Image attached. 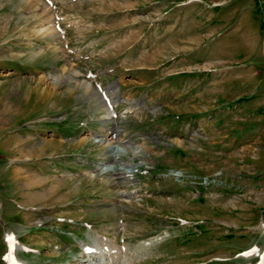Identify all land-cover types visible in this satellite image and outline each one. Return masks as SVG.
Instances as JSON below:
<instances>
[{"label": "rangeland", "instance_id": "1", "mask_svg": "<svg viewBox=\"0 0 264 264\" xmlns=\"http://www.w3.org/2000/svg\"><path fill=\"white\" fill-rule=\"evenodd\" d=\"M84 243L264 264V0H0V264Z\"/></svg>", "mask_w": 264, "mask_h": 264}, {"label": "bare ground", "instance_id": "2", "mask_svg": "<svg viewBox=\"0 0 264 264\" xmlns=\"http://www.w3.org/2000/svg\"><path fill=\"white\" fill-rule=\"evenodd\" d=\"M91 92V91H90ZM97 94L101 97V102H103V104H107L109 101H110V99H109V97H108V94L104 91V90H100L99 92H97ZM106 131H108V130H106ZM113 132V133H112ZM111 132V134H109V138L110 137H117L118 135H119V132H117L115 129L113 130ZM108 133V132H107ZM107 133L105 134V136H107ZM124 137V136H123ZM102 139H105V138H107V139H109L108 138V136L107 137H101ZM123 139V138H122ZM120 140H121V138H120ZM99 142H101V140H98ZM121 142H123V141H121ZM137 156V155H136ZM108 170V169H107ZM110 170H114V173H116L117 175L118 174H125L127 177H129V175L131 174V170L129 169V171L127 172V171H125V172H119L118 171V169H116V168H113V169H110ZM122 170H124L123 168H122ZM176 176V175H175ZM40 228V227H39ZM41 229V228H40ZM7 242H8V244H9V246L12 248V243H11V239H8L7 240ZM91 242V241H90ZM91 246L92 245H89V244H87V243H84V245H82V247H80V252H81V255H80V257H79V259L77 260V257L74 259L75 261H77L78 262V264H82L81 263V260H84L83 258H81L83 255H84V257H87L88 258V260H89V262L88 261H84L83 262V264L84 263H86V262H88V264H96L95 262L96 261H94V260H96L95 259V257H94V255H95V253H97V251H95V250H92V248H91ZM11 250H13V249H11ZM95 252V253H94ZM83 254V255H82ZM12 256V255H11ZM11 256H9V259H8V264H13L14 263V260H13V258L11 257ZM115 259V258H114ZM114 259H110L109 261H110V263L112 264V262L114 261ZM87 260V259H86ZM113 260V261H112ZM92 261H94V262H92ZM109 263V264H110ZM108 264V263H107Z\"/></svg>", "mask_w": 264, "mask_h": 264}]
</instances>
